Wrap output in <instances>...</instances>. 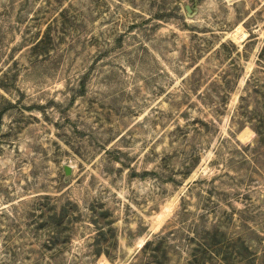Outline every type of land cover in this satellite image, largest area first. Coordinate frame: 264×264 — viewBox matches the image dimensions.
Listing matches in <instances>:
<instances>
[{
    "label": "rangeland",
    "instance_id": "rangeland-1",
    "mask_svg": "<svg viewBox=\"0 0 264 264\" xmlns=\"http://www.w3.org/2000/svg\"><path fill=\"white\" fill-rule=\"evenodd\" d=\"M0 264H264V0H0Z\"/></svg>",
    "mask_w": 264,
    "mask_h": 264
},
{
    "label": "water",
    "instance_id": "water-1",
    "mask_svg": "<svg viewBox=\"0 0 264 264\" xmlns=\"http://www.w3.org/2000/svg\"><path fill=\"white\" fill-rule=\"evenodd\" d=\"M186 9L189 10L188 7H186ZM65 172H66V174L70 173V167L69 166H65Z\"/></svg>",
    "mask_w": 264,
    "mask_h": 264
}]
</instances>
